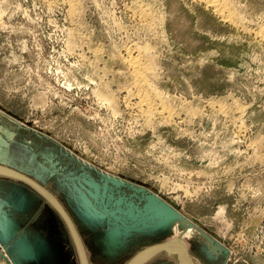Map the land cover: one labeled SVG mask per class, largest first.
<instances>
[{"label": "rangeland", "instance_id": "1", "mask_svg": "<svg viewBox=\"0 0 264 264\" xmlns=\"http://www.w3.org/2000/svg\"><path fill=\"white\" fill-rule=\"evenodd\" d=\"M219 1L0 0V166L87 264H264V0ZM0 264H82L4 174Z\"/></svg>", "mask_w": 264, "mask_h": 264}, {"label": "bare ground", "instance_id": "2", "mask_svg": "<svg viewBox=\"0 0 264 264\" xmlns=\"http://www.w3.org/2000/svg\"><path fill=\"white\" fill-rule=\"evenodd\" d=\"M195 1V0H194ZM205 2V4H207L208 7H211L213 8V10L216 12L217 15H219L220 17L224 18L225 21H230V17L228 14H224L225 10H227V8L229 7H226V4L225 2H220L219 0H203ZM219 1V2H218ZM222 1V0H221ZM227 3V1H226ZM204 4V3H203ZM204 4V5H205ZM229 12V10H228ZM236 12V11H235ZM227 13V12H225ZM241 15V14H239ZM230 16H231V13H230ZM239 20V18H238ZM234 21V20H233ZM236 25V24H235ZM238 28V27H237ZM263 31V30H262ZM259 32V31H258ZM249 34V33H248ZM261 35L262 38H264V32H260L259 33ZM258 36V35H256ZM259 37V36H258ZM262 40V39H261ZM263 41V40H262ZM134 57V56H133ZM141 61V60H140ZM126 62H124L125 64ZM142 63H145V62H141V67H142ZM128 64L129 66H131V68H135L137 67L139 64H138V61L137 60H129L128 61ZM136 70L139 69V68H135ZM134 71V70H133ZM141 71H144V70H140ZM138 72V71H137ZM130 74V73H129ZM143 74V73H142ZM132 76V75H131ZM141 76V75H140ZM136 77V76H135ZM139 77V76H138ZM141 78V77H139ZM138 78V80H140ZM146 78V77H145ZM136 82H138L136 80V78H134ZM141 81V80H140ZM139 83H142L140 82ZM149 83V82H148ZM140 86V85H139ZM139 86H137L139 88ZM146 89V88H144ZM138 91V90H137ZM141 91V90H139ZM144 91V90H142ZM139 95V94H138ZM143 95V94H142ZM141 95V96H142ZM140 96V95H139ZM144 96V95H143ZM143 98V97H142ZM141 99V98H140ZM143 101V100H142ZM145 102V101H144ZM160 106V105H159ZM164 110V108H163ZM162 110V111H163ZM160 111V110H159ZM164 112V111H163ZM150 114V113H149ZM162 115V114H161ZM166 116V115H165ZM168 119H171V118H168ZM167 121V120H166ZM0 174H4V175H7V176H10V177H13V178H17L16 176L14 175H11V174H6V173H3L0 171ZM18 179V178H17ZM115 183L117 184L118 182L115 181ZM156 201V202H154ZM154 202V203H153ZM159 203V204H158ZM150 205H153V207H156L158 209V212L160 215H163L164 216V219H163V222L165 224H167L168 226V229L166 232H177V231H182L183 233H189V230H190V233L192 232L193 230V227H190V224L187 223L184 218L182 216H180L176 211H173L170 207H166L164 204L160 203L159 201H157L155 198L151 197L150 198ZM122 214V213H121ZM114 219V218H113ZM132 227V226H131ZM198 235L203 238L204 236L201 235V233L199 232ZM175 240H179V239H174V240H171L169 242L173 243L172 245L170 246H154L153 248H149V249H146L144 252L141 253L138 261L136 264H140V263H143V262H146L147 259L149 258H152L153 255H156V254H159V253H163L165 255H168L174 262V264H197L192 258H190V256H188L187 258V261L185 262V258H184V249L182 248L181 244L179 242H175ZM206 241L207 243L210 242L209 238H206ZM211 250L214 249L213 246L210 245L209 247Z\"/></svg>", "mask_w": 264, "mask_h": 264}, {"label": "water", "instance_id": "3", "mask_svg": "<svg viewBox=\"0 0 264 264\" xmlns=\"http://www.w3.org/2000/svg\"><path fill=\"white\" fill-rule=\"evenodd\" d=\"M0 171L3 172V173H6V174H11V175H14L16 176L18 179L20 180H23L25 182H27L28 184H30L31 186H33L37 191H39L43 196H45L57 209L58 211L60 212V214L62 215V217L64 218L69 230H70V233L74 239V242L78 248V251H79V254H80V257H81V260H82V264H87V261H86V257H85V253H84V250H83V246L81 244V240L71 222V220L69 219L68 215L66 214V212L64 211V209L62 208V206L59 204V202L43 187H41L40 185H38L37 183H35L33 180L29 179L28 177H26L25 175L17 172V171H14L12 169H9V168H6V167H3V166H0ZM151 197H149L148 199L150 200ZM175 242H179L182 246V248L184 249V258H185V262L187 261V258H188V247H187V244L185 243V241H183L181 238L179 240H175ZM173 243L166 241V242H163V243H160V244H157V245H154V246H170L172 245ZM145 250H143L142 252H144ZM140 252L139 254H137L130 262V264H136L141 253ZM187 264V263H186Z\"/></svg>", "mask_w": 264, "mask_h": 264}, {"label": "crops", "instance_id": "4", "mask_svg": "<svg viewBox=\"0 0 264 264\" xmlns=\"http://www.w3.org/2000/svg\"><path fill=\"white\" fill-rule=\"evenodd\" d=\"M156 255H157V254H156ZM156 255H155V256H156ZM153 257H154V256H153ZM150 259H151V258L147 259L146 262H147L148 260H150ZM140 264H142V263H140Z\"/></svg>", "mask_w": 264, "mask_h": 264}]
</instances>
